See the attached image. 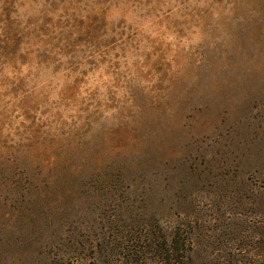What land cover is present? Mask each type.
I'll return each instance as SVG.
<instances>
[{"label":"rangeland","instance_id":"obj_1","mask_svg":"<svg viewBox=\"0 0 264 264\" xmlns=\"http://www.w3.org/2000/svg\"><path fill=\"white\" fill-rule=\"evenodd\" d=\"M261 210L264 0H0V264Z\"/></svg>","mask_w":264,"mask_h":264},{"label":"trees","instance_id":"obj_2","mask_svg":"<svg viewBox=\"0 0 264 264\" xmlns=\"http://www.w3.org/2000/svg\"><path fill=\"white\" fill-rule=\"evenodd\" d=\"M261 212L256 221L201 213L166 228L153 220L138 223L139 230L117 236L87 264H264Z\"/></svg>","mask_w":264,"mask_h":264}]
</instances>
